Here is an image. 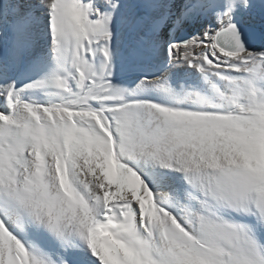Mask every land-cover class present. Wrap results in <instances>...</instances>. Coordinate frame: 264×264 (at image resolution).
<instances>
[{"label": "snow or ice", "instance_id": "obj_1", "mask_svg": "<svg viewBox=\"0 0 264 264\" xmlns=\"http://www.w3.org/2000/svg\"><path fill=\"white\" fill-rule=\"evenodd\" d=\"M0 264H264V0H0Z\"/></svg>", "mask_w": 264, "mask_h": 264}]
</instances>
